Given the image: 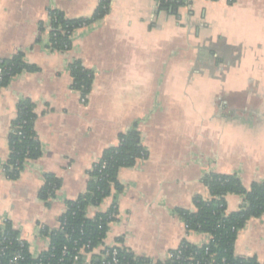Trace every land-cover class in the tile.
<instances>
[{"label":"crops","instance_id":"crops-1","mask_svg":"<svg viewBox=\"0 0 264 264\" xmlns=\"http://www.w3.org/2000/svg\"><path fill=\"white\" fill-rule=\"evenodd\" d=\"M186 2L170 12L157 0H110L107 14L58 52L48 13L88 19L100 0H0V60L21 55L34 68L0 89V165L22 99L34 105L41 150L18 179L0 176V229L9 224L32 258L49 247L42 230H57L66 203L86 192L92 166L133 129L147 157L119 171L121 193L86 208L89 220L117 209L94 254L120 246L164 262L183 241H209L177 214L193 211L195 197L210 199L206 175L264 184V0ZM75 61L93 73L85 98L71 88ZM47 175L60 189L45 203ZM225 200L227 214L240 210V196ZM233 252L264 264V216L238 232Z\"/></svg>","mask_w":264,"mask_h":264},{"label":"trees","instance_id":"trees-1","mask_svg":"<svg viewBox=\"0 0 264 264\" xmlns=\"http://www.w3.org/2000/svg\"><path fill=\"white\" fill-rule=\"evenodd\" d=\"M160 6L173 12L177 7L185 5L186 0H157ZM216 1V0H211ZM236 0H228L233 4ZM110 0H100V4L91 18L67 20L58 11L49 12L50 47L54 51L62 52L66 46H71L69 34L78 27L90 26L102 19L108 12ZM67 32L69 34H67ZM2 78L0 89L8 85L11 79L23 71H33L27 66L21 55L9 60H0ZM71 88L88 95L91 88L93 73L75 61L70 65ZM16 118L12 122L11 132L8 137L9 154L3 164V177L14 181L18 179L23 166L28 161L37 160L41 155L40 144L36 139L34 121L36 114L34 105L27 99H22L17 105ZM147 151L140 144L139 133L133 129L118 138V144L105 150L90 171L86 192L74 201L66 203V211L59 218V228L50 231L43 229L42 233L49 238L50 248L37 259H33L26 244L22 247L14 240L16 234L9 224L4 225V231L12 241L6 249V255L21 252L23 260L20 264H74L73 258L78 250L89 244L90 249L98 247L106 236L108 224L114 220L109 219L112 207L104 214H97L92 220L86 218V208L98 207L104 199L110 196L113 190L121 193L122 185L117 176L121 169L134 167L137 161L145 160ZM202 183L210 194L209 200L195 197L192 201L194 210H177L187 232L206 234L211 237L208 244L194 246L183 241L177 250L170 251L171 258L159 264H260L255 258L236 257L233 246L236 236L250 219L264 216V184L252 183L245 188L235 175H206ZM60 189V181L51 175L45 176L44 185L40 189L38 198L48 202ZM228 195L242 198V206L238 212L226 213V200ZM67 248V253L62 256V248ZM113 250H109L111 253ZM116 252L117 264H151L146 258L134 256L129 250L118 246ZM105 255V258L102 257ZM104 252L91 256V264H106L110 259ZM63 259V263H58ZM76 264H85V258L80 257Z\"/></svg>","mask_w":264,"mask_h":264},{"label":"built area","instance_id":"built-area-1","mask_svg":"<svg viewBox=\"0 0 264 264\" xmlns=\"http://www.w3.org/2000/svg\"><path fill=\"white\" fill-rule=\"evenodd\" d=\"M49 21H50V17H49ZM90 26L82 25V26L78 27L77 29H74L70 34L67 32V34H69L70 43H71V41H72V39H73V37H74V35L76 33H82L83 31L88 30L90 28ZM47 29H48L49 33H51L52 28H51L50 25L47 26ZM69 49H70V47L66 46L64 48V51H62V52H67ZM1 78H2V70L0 69V80H1ZM83 101H84V99H83ZM1 175H3V168L0 165V176ZM112 209H113V212L110 213L109 219L110 220H115L116 216H117V209H116V205L115 204L112 205ZM110 223H112V222H110ZM210 240H211V237H209V241ZM14 241L19 243L21 245V247H22V245H23L22 241H20L18 238H16ZM208 242L206 244H208ZM11 245H12V241H11V239L9 237H7V233L4 231V227H3L2 229H0V264H20V262L23 260V258L21 257V252L20 251L14 253L12 255H9V256L6 255V249H8V247H10ZM117 247L118 246L105 248L98 254H101L102 252H104L106 254V256L110 255L109 256L110 260L106 264H117L118 261L116 259V252L114 251V249L117 248ZM49 248H50V245H49L47 251L49 250ZM94 250L95 249H90L89 244H86V245L82 246L78 250L77 256H75L73 258V263L76 264L75 262H77L80 257H84L85 258V264H91V262H90L91 256L92 255H97V254H94ZM109 250H113V251L111 253H109ZM66 253H67V248L63 247L62 251H61L62 256H65ZM102 257L105 258V255H102ZM37 258H35V259H37ZM170 258H171V255L168 253V256H167L166 260H168ZM58 263H63V259H59Z\"/></svg>","mask_w":264,"mask_h":264}]
</instances>
